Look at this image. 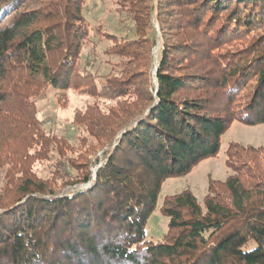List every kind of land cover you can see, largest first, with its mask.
<instances>
[{
  "label": "trees",
  "instance_id": "obj_1",
  "mask_svg": "<svg viewBox=\"0 0 264 264\" xmlns=\"http://www.w3.org/2000/svg\"><path fill=\"white\" fill-rule=\"evenodd\" d=\"M29 1L0 0V264H264V146L231 144V174L209 178L202 204L190 190L167 197V234L146 236L168 179L217 157L232 123L264 124V0H161L155 67V30L148 44L112 36L119 74L89 94L114 108L75 117L96 140L82 160L65 134H46L36 99L94 82L77 71L86 0ZM52 153L58 170L44 179L33 167Z\"/></svg>",
  "mask_w": 264,
  "mask_h": 264
},
{
  "label": "rangeland",
  "instance_id": "obj_2",
  "mask_svg": "<svg viewBox=\"0 0 264 264\" xmlns=\"http://www.w3.org/2000/svg\"><path fill=\"white\" fill-rule=\"evenodd\" d=\"M34 2L30 0L29 6L23 7L24 10L41 7L38 4V0ZM128 2L133 3L131 7ZM152 8H155L153 12L151 11ZM160 8L161 0H134V2L131 0H86L84 3L83 15L88 24L90 36L84 44L83 52L77 65V71L80 75H88L95 82L96 88L93 86L94 82L88 83V79L82 82H79L80 80L77 79L76 88L69 90L67 94L49 92L45 93V96L42 98L36 99L37 119L42 122L46 134L50 133L49 135L55 136H63L65 134L64 136L69 138L70 144L76 151L75 158L80 160L86 158L90 153L85 154L86 148H88L89 144L96 143V140L91 138L86 132L85 127L80 128L74 125L75 117L78 114L83 115L90 106L102 108L105 113L114 108V102L100 97H93L89 94L92 89H96L98 93H101L102 84H105L107 78L113 79L115 75L119 74L118 71L120 69L117 67L122 58H118L117 52H121L124 49L112 36H117L119 39L117 38L116 40L120 41V43L124 41L130 43L136 38L137 41H146L148 44L149 40H143V38L150 36L153 30H155L157 41L152 48L150 47L155 67L159 62L160 53L164 46V38L157 21ZM131 15L133 16L131 17ZM135 19L139 23V31L143 32V29L147 25L151 28L148 27L147 30H144L143 34L140 32V34L135 35L133 32L136 29ZM9 20L10 18L7 17L4 23H7ZM256 35L252 34L242 40L232 41L224 50H220L218 53L222 51L228 53L237 51L245 47L248 41ZM141 51L144 53V50ZM153 65L146 57L145 66L142 68L145 71L146 77L147 75L150 78L152 77L153 70H155L153 69ZM138 70L137 68L136 71ZM139 78L140 81L141 79H145L144 76ZM89 84V88L86 87ZM234 143L243 146H264V124L247 126L239 122L232 123L221 138V148L217 157L203 160L184 177L168 179L162 186L157 207L150 216L146 227L148 240L159 241L168 232L169 219L164 217L160 212L163 202L167 197L190 190L202 204L203 199L207 195L209 178L212 177L214 180L224 181L231 174L226 165V152L231 144ZM105 149L99 150L97 148L96 156H91L90 159L95 161V159L101 158ZM80 151H83V153L79 155ZM57 159H59L57 155L52 153L49 155V158L38 160L34 164V171L44 179L52 178L58 170L56 166L60 161L57 163ZM61 165L65 166L64 163ZM250 244L249 246H254V243Z\"/></svg>",
  "mask_w": 264,
  "mask_h": 264
}]
</instances>
